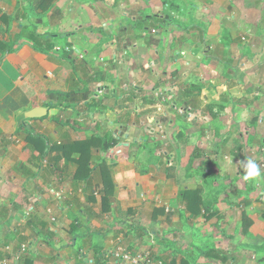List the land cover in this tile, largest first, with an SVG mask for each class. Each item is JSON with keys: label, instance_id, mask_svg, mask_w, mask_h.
<instances>
[{"label": "crops", "instance_id": "1", "mask_svg": "<svg viewBox=\"0 0 264 264\" xmlns=\"http://www.w3.org/2000/svg\"><path fill=\"white\" fill-rule=\"evenodd\" d=\"M81 2L83 29L63 34L72 42L66 59L37 52L26 41L14 53L0 52V149L18 152L17 161L0 164V262L121 264L105 255L122 245L149 253L154 263L264 264V157L258 160L256 141L248 144V157L225 143L220 153H206L207 167L200 158L198 170L206 168L207 175L202 169L183 174V157L160 172L157 150H147L146 143L159 138L152 121L165 116L169 126L173 112L167 105L157 113L141 95V87L158 82L165 64L159 43L142 38L138 25L158 23L162 12L172 15L164 10L170 6L160 0ZM91 15L97 24L88 21ZM9 18L8 26L0 22L2 44L15 42L21 30L18 19ZM246 94L245 100L229 97L261 116L255 130L264 144V90ZM34 109L46 114L27 118ZM143 109L150 110L146 119L132 120V111ZM253 117L244 120L247 128ZM113 139L117 144L107 146ZM249 158L262 166L260 178H243L237 161ZM11 182L19 183L16 192H1ZM17 213L24 214L22 224L13 219Z\"/></svg>", "mask_w": 264, "mask_h": 264}, {"label": "rangeland", "instance_id": "2", "mask_svg": "<svg viewBox=\"0 0 264 264\" xmlns=\"http://www.w3.org/2000/svg\"><path fill=\"white\" fill-rule=\"evenodd\" d=\"M81 1L59 0L57 3L54 1L51 12L42 16L43 24L38 25L39 33L62 35L81 31L84 26L80 20L82 12L78 7ZM171 3L174 9L170 7L167 9L172 15L168 14L169 17L166 18L165 12L160 14L161 20L165 22L162 24L164 27L159 30L160 34L156 36L151 32L154 29L152 26L142 36L144 39L159 43L162 52L160 56H163L161 66L163 63L165 65L158 71V75L162 74L157 76L158 82L150 90L144 91L141 87V95L148 97V99L143 97L146 102L156 104L157 113H163L167 105L173 112L172 117L169 118L172 119L169 126L164 121L165 116L158 118L157 122L152 121L154 131L151 132L159 138L155 142L146 143L148 152L157 150L155 159L159 171L174 167L177 160L179 159L180 163L183 157L185 165L183 174L200 172L202 169L207 175L206 168L198 170L200 158L201 162H204L202 165L207 167L206 159L204 160L206 153L214 152V148L216 154L220 153L221 144L225 143L240 149L236 150V153L242 154L241 157H248L250 153L247 149L251 140L256 141L259 146L255 149L258 160L260 158L263 160L262 134L255 130L262 121L261 116L252 115L247 104L235 102L229 96L233 94L234 97L245 100L246 93L250 89L258 90L259 93L264 90V68H262L264 66V0H171ZM52 12L54 13L50 18L49 14ZM0 14L10 16L14 20L18 19L20 25L25 23L20 17L18 0H0ZM88 21L92 25L97 24L92 15ZM97 39L101 43L106 41L102 37ZM128 39L126 44L131 46L133 40ZM66 49L68 51L71 47ZM146 69L147 71L141 70L142 78L143 76L147 78L146 74L150 69ZM151 77L153 81L155 78L153 75ZM135 80L137 79L132 81ZM182 87L183 92H191L196 96V99L192 100L197 104L191 103L192 107L182 108L191 102L192 98L181 96ZM197 88L200 89L196 90ZM201 96L204 98L201 99ZM168 97L172 98L171 103L167 102ZM178 97L182 98L178 99ZM257 98L260 96L258 95ZM160 102L166 105H161ZM208 107L213 110L209 111ZM257 107H260V102L257 103ZM143 110L141 113L132 111L135 116L132 119L129 115V119L137 122L141 118L145 120V115L150 110ZM212 113L219 116L213 117ZM252 116H254L252 123H249L247 128L244 120L250 121ZM256 132L258 133L255 135L256 139H251L249 133ZM179 138L186 140L183 149L178 146ZM17 154V148L9 150L1 148L0 164L5 160L17 161ZM18 186V182H11L1 192L8 187L16 192ZM240 188L241 184H239ZM23 216L17 213L13 218L16 224H22L20 220H24ZM1 218H5L2 213ZM17 228L21 229V227Z\"/></svg>", "mask_w": 264, "mask_h": 264}, {"label": "trees", "instance_id": "3", "mask_svg": "<svg viewBox=\"0 0 264 264\" xmlns=\"http://www.w3.org/2000/svg\"><path fill=\"white\" fill-rule=\"evenodd\" d=\"M55 0H18V3L20 4V12H21V19L25 21V23H23L21 25V30L17 36V40L15 42H9L7 44H2L0 43V52L1 53H7V54H11L14 53L18 48L20 43L22 42H27L29 44H31L32 48L37 51V52H41V53H45L48 54L51 58H60V61L66 59L68 57V52L67 50H65V48H69L72 46V42L70 41H66V38L63 37L62 35H47L45 33H39L38 30V25L43 24V18L42 16L45 15L48 12H51L50 9L53 7V2ZM167 2V3H166ZM168 4V6H170V9H174V5L171 3V1L165 0L164 4ZM164 10H168L165 6H164ZM54 12H52V14L50 13V18L51 15H53ZM169 17V15L166 14V18ZM8 19H10L9 17H7L6 15H1L0 16V22L2 24H5L8 26ZM150 24H144V23H140L138 25V28L141 31H147L149 28H151L152 26L154 27V29L151 30V32H153V30H157L158 26L164 24L165 22L162 20H158V23H156L153 20H150ZM3 35L0 32V36ZM3 37V36H2ZM19 43V44H18ZM18 44V45H17ZM60 44H62V46L60 47ZM55 47H59L58 51H55L54 48ZM201 88V87H200ZM197 88L196 90L200 89ZM97 90H102V94L104 93L103 87L98 86ZM199 91H197L198 93ZM181 96L183 97H192L191 98V102H189L188 104H185L182 108L186 109V108H190L191 103L195 104V95H193L191 92H183V88L181 90ZM99 94V95H102ZM64 97V99H67L68 95L62 96L60 94L57 95H49L50 99L53 98H58V97ZM165 100V99H164ZM166 101V100H165ZM161 105H166V103H162L160 102ZM197 104V103H196ZM206 109V108H204ZM209 111L213 110L211 107L207 108ZM208 113H211L209 112ZM213 117H216L217 114L216 113H212ZM20 132V128L18 127V130L16 131V134H19ZM117 144V141L115 139L112 140V143L107 145V146H111L114 147ZM189 193L192 195L193 192H188L186 194V196H189ZM191 199V198H190ZM195 205H192V202L190 203V207H192V209H190V211H193V207Z\"/></svg>", "mask_w": 264, "mask_h": 264}, {"label": "built area", "instance_id": "4", "mask_svg": "<svg viewBox=\"0 0 264 264\" xmlns=\"http://www.w3.org/2000/svg\"><path fill=\"white\" fill-rule=\"evenodd\" d=\"M54 50L58 51L59 47H55ZM65 50L67 49L65 48ZM98 94H102V90H98ZM158 129H160V127ZM114 153L120 154L121 151L117 150ZM25 250L26 246L22 245L20 251L23 252ZM105 256L121 264H162L160 261L154 263L149 253L141 251H130L124 246L119 245L116 246L113 250L107 252ZM0 264H6V261L2 260Z\"/></svg>", "mask_w": 264, "mask_h": 264}, {"label": "clouds", "instance_id": "5", "mask_svg": "<svg viewBox=\"0 0 264 264\" xmlns=\"http://www.w3.org/2000/svg\"><path fill=\"white\" fill-rule=\"evenodd\" d=\"M237 164L241 169H243L242 175L245 180L257 179L262 175L259 164L251 158L243 161H237Z\"/></svg>", "mask_w": 264, "mask_h": 264}, {"label": "water", "instance_id": "6", "mask_svg": "<svg viewBox=\"0 0 264 264\" xmlns=\"http://www.w3.org/2000/svg\"><path fill=\"white\" fill-rule=\"evenodd\" d=\"M45 114H46V112L44 109H34V110L28 112L26 117L27 118H39Z\"/></svg>", "mask_w": 264, "mask_h": 264}]
</instances>
